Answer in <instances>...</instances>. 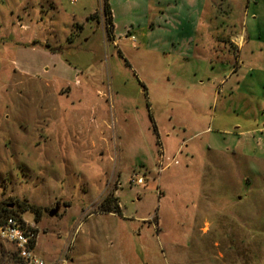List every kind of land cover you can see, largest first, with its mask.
<instances>
[{
	"label": "rangeland",
	"instance_id": "1",
	"mask_svg": "<svg viewBox=\"0 0 264 264\" xmlns=\"http://www.w3.org/2000/svg\"><path fill=\"white\" fill-rule=\"evenodd\" d=\"M204 1L199 31L221 48L223 10L239 0ZM104 2L0 0V204L36 225L48 264L65 252L67 264H264V45L240 53L247 84L225 101L217 86L185 131L172 81L192 64L157 22L176 0H110L114 46L96 22ZM109 195L118 214L99 208ZM0 244L1 264H21Z\"/></svg>",
	"mask_w": 264,
	"mask_h": 264
},
{
	"label": "crops",
	"instance_id": "2",
	"mask_svg": "<svg viewBox=\"0 0 264 264\" xmlns=\"http://www.w3.org/2000/svg\"><path fill=\"white\" fill-rule=\"evenodd\" d=\"M109 2L110 0H106L113 24L110 37L114 46L119 38L116 37L117 27L114 22V11ZM146 5V12L153 10L157 14H163L158 11L156 6L152 7L148 3ZM204 6V0H176L175 16L170 21L158 17L157 21L158 24L164 21L165 24L171 23L173 25L175 53L179 59L192 64L179 66L172 81L177 93L174 104L177 106L178 113L174 116L175 121L185 131L192 130L193 125L202 120L203 107L208 102L215 99L217 101L219 96H221V101H225L227 99L226 94L230 98L231 94L240 89L242 85L247 84L240 70H245V66L250 61H247L246 58L241 59L240 53L249 43H252L251 54L256 48L253 44L262 43L264 45V0H239L236 4L228 1L223 10L225 16L222 19V24L227 27V32L223 35L221 48L219 47L221 40L219 36L208 35L205 29L199 31L200 24L206 25L210 21V18H202L201 16L204 12ZM94 13L85 18L87 24H91L96 19L94 17L89 19ZM202 21L204 22L202 23ZM96 22L101 26L104 23L101 12ZM152 24V22L149 23L150 26ZM127 31L129 32L128 29H126ZM260 45L257 48L259 51H261ZM231 54L234 56L232 61ZM220 85L219 88L225 86V91L216 96L215 89ZM248 85L249 89L252 90L254 84ZM147 108L149 113V104ZM188 111L191 113L190 116L187 115ZM207 130L208 128L205 127L201 132ZM255 130L239 132L237 136L244 137V135L253 133ZM257 130L264 131V128ZM196 134L194 133L192 136Z\"/></svg>",
	"mask_w": 264,
	"mask_h": 264
},
{
	"label": "built area",
	"instance_id": "3",
	"mask_svg": "<svg viewBox=\"0 0 264 264\" xmlns=\"http://www.w3.org/2000/svg\"><path fill=\"white\" fill-rule=\"evenodd\" d=\"M159 155V172H162V161H169L162 155L161 147H158ZM176 164V160L172 161ZM130 183L140 185L143 183L142 178L131 179ZM37 228L34 223H28L22 217L8 215L0 221V243H8L13 249L14 258L21 264H48L38 258L34 251L36 250ZM67 252L59 256L55 263L50 264H67Z\"/></svg>",
	"mask_w": 264,
	"mask_h": 264
},
{
	"label": "trees",
	"instance_id": "4",
	"mask_svg": "<svg viewBox=\"0 0 264 264\" xmlns=\"http://www.w3.org/2000/svg\"><path fill=\"white\" fill-rule=\"evenodd\" d=\"M102 15H103V20H104V24H105V28H106V31H107V34H111L112 33V30H113V24L111 22V13L108 9V6L106 4V0L105 2L103 3V6H102ZM95 14H93L91 16V18L89 19H92V17L94 16ZM80 27L77 26V29H79ZM154 131L156 132V128L153 127ZM157 144L158 146L160 145L159 144V141H158V138H157ZM22 206H20V209L23 210V209H26V208H29V209H32L34 210L35 212H37V208L32 206V205H28V204H21ZM17 206H19V203H17ZM99 208L105 212V213H116L118 214L120 212V208L119 206L117 205L116 203V198H113L111 195L105 197L103 199V201L100 203L99 205ZM8 215H12V216H18L15 212H13L11 209H8L7 208V205L6 203H4L3 205L0 204V221L5 218L6 216ZM1 246V244H0ZM0 255H2L0 253ZM1 264V263H0Z\"/></svg>",
	"mask_w": 264,
	"mask_h": 264
},
{
	"label": "water",
	"instance_id": "5",
	"mask_svg": "<svg viewBox=\"0 0 264 264\" xmlns=\"http://www.w3.org/2000/svg\"><path fill=\"white\" fill-rule=\"evenodd\" d=\"M58 210H59V204H55L54 208L51 209V210L48 212V217H54L55 215H57Z\"/></svg>",
	"mask_w": 264,
	"mask_h": 264
},
{
	"label": "flooded vegetation",
	"instance_id": "6",
	"mask_svg": "<svg viewBox=\"0 0 264 264\" xmlns=\"http://www.w3.org/2000/svg\"><path fill=\"white\" fill-rule=\"evenodd\" d=\"M6 205H7V208H8V209H10V208H12V207H13V205H12V204H10V203H6Z\"/></svg>",
	"mask_w": 264,
	"mask_h": 264
}]
</instances>
